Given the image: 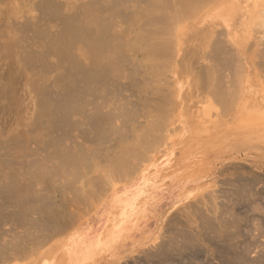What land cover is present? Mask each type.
Here are the masks:
<instances>
[{
	"label": "rangeland",
	"instance_id": "1",
	"mask_svg": "<svg viewBox=\"0 0 264 264\" xmlns=\"http://www.w3.org/2000/svg\"><path fill=\"white\" fill-rule=\"evenodd\" d=\"M50 1L0 0V45L2 44L0 46V149L3 145L7 148L0 150L2 156L0 163L3 166L0 165V169L16 173L15 178L21 186L30 188L21 190L22 192L19 190L17 194L21 196L19 200L13 201L14 203L8 201L6 197H0V207L2 208L0 209V250L3 249L5 252L2 256L0 255V264H33L40 260L42 254L47 251L54 256L52 264H177L174 258L178 256V249L183 243V233L189 236L191 234L193 238L198 239V249L206 251L207 255V245L204 241L207 231L201 226V221L195 210L199 207L204 211V214L208 215L211 205L204 203L205 201L208 203L206 195L216 198L214 199V208L219 209L218 212L221 208L224 209V206L229 203L228 200H231L232 197L235 198L234 194L237 191H234V187L237 176H243L244 179L256 178L252 188L253 192L260 196L249 195L244 199L243 203L245 204L242 209L238 207L231 212L237 217L235 220H230L231 214L227 213L222 216L226 220L218 221V223L226 225L231 222V224L238 225L237 229L233 225H229L231 229L229 226L228 229L233 230L234 233L230 230L228 232L234 234L237 245H240L242 251H246V257L242 264H264V141L260 142V147H254L252 144H230L227 141L222 143L219 141L221 139L214 137L213 134V138H211L212 136H203L198 140V143L192 142L190 133L185 126L184 121L186 120L181 115L182 112H179L178 105L174 104L176 90L181 89L185 96L184 104L185 107L187 106L185 115L187 117L203 119L206 116L203 120L199 119L206 125H208V122H204L207 121L206 118L209 122L217 119L216 110L218 109L210 104V99L198 93H194L193 96L190 83L194 79V73L192 71L184 73V70L179 68L183 54L186 57L189 56L188 58L192 56L191 53V55L188 53L194 51V43H187L181 56H178L179 53L176 51L173 60L174 67L169 70L170 74L162 75L158 74V71H151L146 73V76L143 72L141 74L138 69L141 67V71H143L147 62L144 52L142 51V53L139 48L134 51L131 50L134 48H131V51L128 48L131 47L129 45L138 32V25H135L136 28L131 20H134L135 24L143 21L140 15L133 18V9L138 11L139 7L143 8L145 0L142 3L138 0H131L130 3H127L130 11H126L125 14L131 17V19L128 17L127 20L113 10L109 12L104 10L103 13L100 7H105L108 0L106 3L104 0H53L52 3ZM135 3L138 5L136 6ZM59 5L60 9L58 10ZM87 9L91 11L87 12ZM99 11H102V14ZM90 12L92 14H89ZM46 13H49L47 17ZM73 13L77 15L78 19L75 20L72 17ZM67 19H71L73 26L80 24L84 30H89L93 34L102 33L101 35H104L106 33L104 37L109 45L113 42L116 44V46L111 45L112 48L109 51H104L103 64L101 62L95 64L96 66L101 64L102 68L100 66L99 68L102 71L98 72L99 68L96 69L94 65V67H89L90 73L88 72L89 65L84 61L83 54L79 53V48L88 53L92 50L87 48L83 40L66 39L68 45L61 41L64 37L62 32L66 29L69 31L67 27L63 26ZM78 20L80 23L77 22ZM99 22L100 24L103 22L104 26L98 24ZM129 22L132 23L131 26ZM198 22V20H193L188 23L185 32L186 40L190 37L196 38L199 33L201 35L209 26L208 23L196 26ZM58 26L61 28L60 31ZM89 26L92 27L89 28ZM214 31H224L222 24L215 25ZM118 38L120 39L118 40ZM259 38L258 34L254 37L256 41ZM119 44L123 46V49ZM115 47L116 49L121 47L118 49L120 54ZM112 49L114 52L111 51ZM12 55L13 57H11ZM76 55L78 56L76 57ZM72 56L74 59L71 58ZM120 56L123 58L121 64L120 62L116 63L117 60H120L118 59ZM18 57L19 60H17ZM107 57L117 58L116 61L113 59L119 66L117 74L114 73V76L109 73L111 69L106 65ZM125 57L126 60H124ZM11 58L14 59V61L12 59L13 64ZM75 58L79 60L76 61ZM81 60L85 63L84 65L78 62ZM78 65L85 67L86 71L83 68L81 70ZM103 68L106 70L105 73ZM13 70H18L19 75L17 71ZM258 70L255 68L254 72L249 75L244 95L249 103L260 104L264 108V74H262L264 71L261 70L258 73ZM10 71L18 76H14ZM134 71L138 72L133 74L136 77L132 75ZM96 73L99 78L96 77ZM9 74L11 75L9 76ZM92 76L95 77L92 78ZM101 76L108 79V82ZM109 77L112 78L111 81H109ZM144 80L156 82V84H151L154 85L153 88H150V84L149 88L145 85L147 87L146 94L143 90ZM180 81L181 84L184 83L181 85ZM85 82H88L87 85ZM90 82L94 84L91 85ZM154 87H158L157 93L155 92L157 88ZM95 88H100L101 91L100 89L96 91ZM70 92L71 96L76 95L81 98L80 102L91 103L89 105L87 102L79 103L76 99L70 102V105L74 106L69 105L70 108L74 109L76 106L79 108V111L70 113L71 126L61 127L58 125L57 128L51 117L42 116L39 111H36L38 106L35 108V105L39 103L40 96L47 95L46 97L49 98H47L48 102H45L48 104L47 108L53 105L49 110L55 113L60 101L65 100L64 97ZM12 95H15L16 99ZM11 97L15 99V102ZM12 102L15 103V106ZM56 102L59 103L58 106ZM206 105L210 108H207ZM35 112L39 113L38 118L36 114L34 117ZM198 113L201 115H197ZM90 115L105 117L108 123L103 132H99L96 129L97 126L91 124L90 119L93 117L91 118ZM109 115L111 122L110 119H107ZM154 118L166 119L161 132L163 139L156 144L155 150L153 148V151L149 152L147 160L143 159L142 162H139L137 170L132 176L128 179L115 181L113 187L107 190L104 195L97 199H91L86 208H81L69 200L70 194L67 195L63 187L70 176L68 173L63 174L64 176L61 173L56 174L59 161L57 157L51 156L49 159H45V151L52 150L50 147H45L46 142L51 141L52 137H57L60 150L68 149L72 154L85 151L91 156L90 154L99 152L100 165L106 166L105 162L109 160L107 156L110 158L115 156L118 150L116 147L118 148L121 139L128 144L141 138L148 125L155 121ZM37 119H40V121L38 120L40 124L37 123ZM52 123L54 126H45V124ZM107 126L112 129L106 128ZM45 127L48 128L45 130ZM218 132V136L227 137L229 135L226 129H220ZM97 143L103 144L99 146ZM10 148L14 149L11 151ZM92 150L95 152L93 153ZM40 173H44V176ZM2 176L0 173L1 181H3ZM74 187L78 189L79 185L76 184ZM26 191L29 192L28 196L27 194L22 195ZM65 194L67 198H65ZM62 196L64 200L67 199L70 202L66 200L67 202L65 201L63 204ZM17 202L18 204H15ZM19 203L22 204L19 205ZM53 207L58 210L55 217L50 216V209ZM121 213L125 216L123 220L115 227L112 226L118 221ZM52 223L62 227L63 231L61 233L54 231ZM233 228L235 231L238 230L237 238L239 239L236 238ZM64 248H66V253L61 255ZM68 249H71L69 254ZM209 254H212V251ZM215 259L213 257L209 260L212 264H221L219 260ZM201 262L193 261L192 264H202Z\"/></svg>",
	"mask_w": 264,
	"mask_h": 264
},
{
	"label": "bare ground",
	"instance_id": "2",
	"mask_svg": "<svg viewBox=\"0 0 264 264\" xmlns=\"http://www.w3.org/2000/svg\"><path fill=\"white\" fill-rule=\"evenodd\" d=\"M51 1H53V0H51ZM51 1H50V3H52ZM104 1L106 3L107 0H104ZM138 1H140L141 3L144 2V0H138ZM130 2H131V0H108L105 7L103 6L100 8L103 10V13L105 11L109 12V11L113 10L116 14H118V15L121 14L122 18L127 20L128 17L131 19L130 16H127V14H125L126 11H128V10L130 11L129 7L127 6V3H130ZM47 3H49V2H47ZM88 3H89V1H88ZM85 4L87 5V3H85ZM94 4H95V2H94ZM73 5H77V4H73ZM137 5H138V3L136 4V6ZM139 5H141V4H139ZM87 6L89 7V5H87ZM138 7H135V8H138ZM51 8H53V6H51ZM57 9L58 10L60 9V5H59V7H57ZM88 10L89 9H87V12H88ZM133 10H134V13L132 14V15H134L133 18H135L137 16L139 17V15H140V18L143 21L141 20L142 22H140L141 24L139 23L140 24L139 25V24H135L134 20H131L134 26L138 25L137 26L138 28L135 26L138 29V32L136 34V37L134 36L135 39L132 41V43L130 45L128 43H125V44H128L129 46H131V47H128L129 50L131 48H134V49H131L132 51H134L135 49L139 48V50H141V52L142 51L144 52V55L147 58V60H146L147 62L144 65V69H142L143 71H141V67L138 68L139 71L141 72V74L143 72V74L146 75V73L148 74L151 71H158V74L161 73L162 75H164L166 73L170 74L169 70H172L174 67L173 60H174L176 51H178V53H179L178 56H181L182 55L181 53H184L183 52L184 46H186L187 43H189V42L194 43V49H193L194 51H189V53H188V55L191 53L192 56L190 58H188L189 56L186 57V55L183 54V59L180 57L182 59V62L179 64V68H181L180 70H182V71L184 70V73H185V71H188V72L192 71L194 73V79L190 83L191 89L193 90V96H194V93H198L199 95H204L207 99L211 100L210 104L212 106L217 107L218 110H216V112H217L216 113L217 114L216 120L209 122L208 119L206 118L207 121H204V122H208L209 126L206 125V123L205 124L201 123L199 120V119H201L200 117H199V119L187 117L185 115L186 114L185 113L186 107H187V106L185 107V104H184L185 96L181 92V89L176 90V94H175L176 97L174 96V98H175L174 104L178 105V107L180 109L179 112L180 113L182 112L181 115H183L184 119L186 120V121H184L185 126H186V129L190 133V137L192 139V142L195 141L198 143V140L202 139L203 136L208 137V136H212L214 134V137L220 138L221 140H219V141H221L222 143L227 141L230 144H236V143H240V144H244V145L245 144L246 145L252 144V145H254V147H260L259 146L260 142L264 141V108L262 107L263 105L261 106L260 104H251V102L249 103L248 99L245 97L244 94H245V87L247 85V82L249 81V75L252 72H254V69L258 68L259 69L258 73L261 72V70H262V72L264 71V0H145V4H144L143 8L139 7L138 11H136L135 9H133ZM89 11H91V10H89ZM96 11H97V9H96ZM92 12H90L89 14H92ZM99 12L101 13L102 11H99ZM47 14L49 15V13L45 14L46 17H47ZM76 16L77 15L74 14V16H72V17H74L76 20V19H78V18H76ZM143 17H144V19H143ZM91 19L94 20L95 18H91ZM130 19H129V21H130ZM193 20L199 21L196 24V26L201 25V23H208L209 26L202 32L201 35L199 33L196 38L190 37L188 40H186L185 39L186 38L185 32L187 30L188 23L190 21H193ZM55 21H58V20H55ZM79 21L80 20H78L77 22H79ZM58 22H60V21H58ZM64 23L65 24L62 23L63 26L67 27L69 29V31H67V29H66V30H64V32H62V35L64 37L61 41L66 42V39H70V38H73L75 41L76 40L77 41L83 40L84 43L86 44L87 48L89 47L92 50V52L88 53L86 50L83 51V49L81 48V50H82V52H81V50L79 48V53L83 54L84 61H86L89 65V66L86 65V66H88L87 69H88L89 73H90L89 67L90 68L92 66L94 67V65L99 64V62H101V64H103L102 60L105 59L104 51H106V50L109 51L112 48L111 45L116 46V44H114L113 41H111L113 43H111V45H109V43L107 42V39L104 37V35L106 33H104V35H101L102 33L99 35H98V33L93 34L89 30H86V29L84 30V28H82L83 26L80 24L77 25V23H76V25L78 27L75 25L73 26L71 19H67ZM101 23L102 24H100V22H99L98 24L104 26V23L103 22H101ZM129 23L131 26L132 23L131 22H129ZM218 23L222 24L224 31H219V32L214 31L215 25H219ZM55 24L58 25V23H55ZM57 25H55V26L57 27ZM59 25H60V23H59ZM105 25H106V23H105ZM90 27H92V26H89V28ZM58 28H59L58 30L60 31L61 28L59 26H58ZM85 28H86V26H85ZM103 28H105V27H103ZM106 29H109V28H106ZM109 34H110V32H109ZM109 34H107V35L109 36ZM256 34H258L260 36V38L257 39V41L254 39V37H256ZM67 35H68V37H66ZM110 36L112 37V35H110ZM60 37H61V35H60ZM119 39L120 38H118V40ZM55 40H57V39H55ZM91 40H93V41H91ZM254 40H255V42H254ZM195 41H196V43H195ZM57 44H59V43H57ZM67 45H68V43H67ZM123 45H124V43H123ZM56 46H60V45H56ZM121 47L123 49V46H121ZM121 47H119L118 49H120ZM125 48L127 49V47H125ZM115 49H116V47H115ZM118 49H116V50H118ZM61 50H62V44H61ZM111 51H113V49ZM121 51H123V50H121ZM12 53H14V52H12ZM109 53H111V52H109ZM118 53H119V50H118ZM118 53H117V56H118ZM13 55L11 57H13ZM77 56L78 55H76V57ZM14 57H15V55H14ZM114 57H116V56H114ZM192 57H193V59L191 60ZM71 58L74 59L73 56ZM78 58L80 59V57H78ZM12 59L13 58H11V61H12ZM79 59L75 58L76 61ZM113 59H110L107 57V64L105 63L107 65V67L109 69H111L110 70L111 72H109V73H111L112 76H114L115 75L114 73H116L118 71L117 68L119 66H117L116 63L120 62V64H121L123 58L120 56L118 58L120 60H117V58L114 59L115 61L117 60L116 63L113 61ZM126 59L127 58L125 57L124 60H126ZM17 60H19V57ZM13 61H14V59H13ZM13 61H12V64H13ZM81 61H78V62L83 63V60H81ZM19 63H20V61H19ZM14 64H15V62H14ZM84 64L85 63H83V65ZM122 65H120V66H122ZM99 66L97 65L96 69H97V67L99 68ZM137 66H139V65H137ZM79 67L82 70L83 67H81V66H79ZM79 67H78V70L80 71ZM84 68H83V70H85ZM10 70H12V69L10 68ZM98 70H99L98 72H100L101 69L99 68ZM103 70L105 73L106 72L105 68H103ZM112 70H114L115 72L113 71V73H112ZM119 70H121V69L119 68ZM13 71L14 72L17 71V74H18V70H13ZM11 73H13V72H11ZM97 73H96V75H97ZM135 73L137 74L138 72L134 71V73H132V75L133 74L135 75ZM17 74L15 73V75H14V73H13L14 76H16ZM262 74H264V73H262ZM10 75L11 74H9V76ZM13 75H12V77H14ZM98 75L100 76L99 73H98ZM98 75L96 77H98ZM146 76H144V77H146ZM94 77L95 76H92V78H94ZM116 77H117V75H116ZM134 77H136V76H134ZM191 77H192V75H191ZM14 78H16V77H14ZM88 78H89V75H88ZM102 78L104 79L105 77L103 76ZM102 78H101V80H102ZM109 79H110V77H109ZM111 79L109 81H111ZM145 79H147V78H145ZM97 80H99V79H97ZM107 80L108 79H106V82H108ZM188 81H189V79H188ZM87 83H86V85H87ZM2 84H3V82H2ZM90 84L93 85L94 83L92 84L90 82ZM149 84H150V88L151 87L153 88L154 85H151V84H156V82H154L153 80H151V81L147 80V82H146V80H144V85H143L144 94L147 93V90H145V89L149 86ZM180 84H181V81H180ZM88 86H90V85H88ZM95 86H97V85H95ZM30 87L32 88V85H30ZM141 87H142V85H141ZM263 87H264V85H263ZM31 88H30V90H32ZM136 88H137V86H136ZM139 88H140V86H139ZM156 88H155L156 90L154 89L155 92L157 90H159L158 87H156ZM189 88H190V86H189ZM99 89L100 88L96 89V91ZM187 90H188V87H187ZM100 91H101V89H100ZM148 92H149V90H148ZM1 93H3V92H1ZM45 94H48V93H45ZM78 95H81V94H78ZM46 96H43L45 98L40 96V99L38 100L39 103L37 102L39 105L38 104L35 105V108H37V106H38V109H36V111H39L40 115H42V116L47 115V116L51 117V119H53V121H54L55 127H57V128H58V125H60L61 127L62 126L63 127L71 126L72 123L69 122L70 121L69 120L70 113H71V111H73V112L79 111L78 110L79 108H77V106H76V108L72 109L74 106L70 105L71 104L70 102L72 100L76 99L77 101H79V103H81V102L84 103L83 101L80 102L81 98L77 97L76 95L71 96V92H70L69 95L64 97L65 100L60 101V104L56 102L57 106H58V104H59V106L58 107L56 106L58 108L57 110H56V108H54L56 110V112L53 113L51 110H49L53 105L52 106L50 105L51 107L47 108L48 104H46L45 102H48L47 100L49 98ZM9 97H10V95H9ZM13 97L16 99L15 95ZM62 98H63V96H62ZM83 98H85V96H83ZM11 99H12V97H11ZM15 99L13 102H15ZM34 99L36 100V98H34ZM50 100H51V102H53L51 98H50ZM85 100H86V98H85ZM54 101H56V100H54ZM13 102H12V104H13ZM89 103L90 102H87L88 105H89ZM72 104H74V103H72ZM201 104H202V102L200 103V105ZM69 105L73 106V107L70 108ZM11 107H12V105H11ZM206 107H207V105H206ZM207 108H210V106ZM23 111H24V109H23ZM49 111H51V112H49ZM12 113H13V111H12ZM210 113H213V112H210ZM35 114H36V116L38 115L37 112H35L33 114L34 117H35ZM205 114H206V112H205ZM197 115H199V113ZM38 117L39 116H37V118ZM82 117H83V115H82ZM84 117L86 118V116H84ZM94 117L95 116H91V118H92V119H90L91 124L92 125L94 124L95 127L97 126L96 129L99 132H103V130L105 129V125L108 123V121L105 119V117H102V116L96 115V117L95 118ZM109 117H110V115L107 117V119H110ZM164 117H167V115H164ZM205 117H203V119ZM215 118H216V116H215ZM156 119L153 122L150 121L151 123L148 125V127L146 128V130L144 132V135L141 138L135 140L134 142L133 141L129 142L128 144L126 141L121 139L120 144L118 145V148L116 147V149H118L117 152L116 151H115L116 153L114 152L115 156L113 158H110V156H107V158L109 157V160H106V162L102 161V162H105L106 166H103L104 164L100 165V160H101L100 158L101 157L100 158L98 157V155H100L99 152L94 153L95 151L92 150L94 154H90L91 156L86 154L87 152H85V151H80L77 154H72V152L69 151L68 149L67 150L66 149L60 150V148L58 146L59 140L57 137L56 138L52 137L51 141H49L48 143L46 142L45 147L46 148L50 147L52 150H50V152L45 151V154H46L45 159H49L51 156L57 157L59 161L57 164L58 168L57 169L55 168L56 171H58L56 174L61 173V175H63L65 173H68L69 174L68 176H70V179H68V181L66 180L67 182L65 183V186L63 187L66 190L67 195L70 194L68 196L69 200L72 201L73 203L78 204L79 207H81V208H84V207L86 208L87 206H89L91 199H97L98 197H101V195H104V193H106L107 190H109L110 188L113 187V184L115 183V181L128 179L130 176H132V174L134 172H136L137 165L139 164V162L140 161L142 162L143 159L147 160L148 159L147 156H149L148 155L149 152L156 146V144L160 143V141L163 139L161 132H162L163 127L165 125L166 119H164V120L163 119L162 120L157 119L158 121ZM203 119H201V120H203ZM35 120H36V118H35ZM38 120L40 121V119H37V123L40 124L38 122ZM109 121L111 122V119ZM54 124L53 123L50 125L45 124V126H54ZM108 127L109 126H107L106 128H108ZM47 128L45 127L44 129L46 130ZM52 128H51V131H52ZM109 128L112 129L111 127H109ZM220 129L221 130L226 129V131L229 135L227 137L218 136V133H219L218 131ZM104 133H106V132L104 131ZM104 133H103V135H104ZM202 133H204V135H202ZM58 136H59V133H58ZM54 137H55V135H54ZM211 138H213V136ZM60 140L63 141L62 139H60ZM99 143H97V144H99ZM257 143H258V146H257ZM101 144H103V143H101ZM101 144H99V146ZM2 147L0 150H3V149L6 150L7 149L5 146H4L5 148L4 147L2 148ZM97 149H98V147H97ZM109 149H111V148H109ZM116 149H113V150H116ZM155 149L156 148H154V150ZM10 150H11V148H10ZM6 154H8V153H6ZM0 157L2 158L1 155H0ZM103 158H104V156L102 157V159ZM107 158H105V159H107ZM4 160H6V159H4ZM0 165L2 166V163H0ZM103 169H105V170H103ZM0 170H2V171H0V173H2V175H3L2 176L3 181L0 180L1 181V183H0V197H3V198L6 197L8 199V201L10 200L12 203H14L13 201L19 200V197L21 196L20 194H17L19 190L21 191V190L30 189V188L28 186H26L27 188L26 187L24 188L21 186V184L18 182L17 178H15L16 173H14L12 171H8L7 168H6V171H8V172H5L4 169H0ZM237 172H239V171H237ZM28 173L30 174V172H28ZM40 174H42L44 176V173H40ZM256 180L257 179L254 177L249 178V179L248 178L244 179L243 176L242 177L237 176L236 180H235L236 185L234 187V191H237L234 194L235 198H233L231 196L232 197L231 200H228L229 203L226 202L227 204L224 206L225 208L224 209L221 208V210L219 212H218L219 209L214 208L215 207L214 206V204H215L214 199H216V198H213V196H211V195H209V196L206 195V199L208 200V203L206 201L204 203L207 205L208 204L211 205V209H208L209 210L208 215L204 214V211L199 209V207H197L195 211L197 212L196 213L197 217L201 221V226L207 231L206 236H205L206 238L204 241L206 243L205 245H207L206 250L208 253L206 255L205 254L206 251L204 252V250L202 251V250L198 249V247H199L198 242H197L198 239L196 240L195 238H193L191 234L189 236L188 234L183 233L182 234L183 243L180 245V247L178 249L179 250L178 256L176 258H174V260L177 264H192L193 261H200V262L203 261V262H201L202 264H212L211 260H209V259L213 258V257H214V259L216 258L217 260H219L221 264H242V262L244 261V259L246 257L245 256L246 251L245 250L242 251L240 248V245L239 246L237 245L238 243L235 242L236 239L234 238V234L232 235L228 232V230L231 229L229 225H233L235 227V229H237L236 226H238L236 224L235 225L231 224V222H229V221L235 220L237 218L236 216H234V213L232 215L231 212H233L235 210V208H238V207H241V209H242L243 204H245V203H243V201L246 197H248L249 195L252 197L254 195L255 196L258 195V197L260 196L259 194L253 192L252 185L255 183ZM76 184L79 185L78 189L74 187ZM26 194L28 196L29 192L26 191L25 194H22V195H26ZM61 195H63V194H61ZM65 196H66V194H65ZM62 198H63L62 203L65 204V201L67 199L64 200L63 196H62ZM65 198H67V196ZM253 200H254V198H253ZM70 201H68V202H70ZM18 202L15 204H18ZM20 204H22V203H19V205ZM28 205H29V203H28ZM217 205H218V203H217ZM24 207L26 209L25 205H24ZM222 207H223V205H222ZM0 209H2V208L0 207ZM20 211H22V210H20ZM24 211H26V210H24ZM237 211H238V209H237ZM50 212H51L50 216L55 217L58 210H57V208L53 207L50 209ZM227 213L231 214L230 215L231 218H229L230 220L228 219L229 223H227L226 225L219 224L218 221H223V220L225 221L226 220V219H224V217L222 218V216H223V214H224V216L227 215ZM236 213L238 214V212H236ZM230 216L228 215V217H230ZM124 217L125 216L121 213L118 221L115 224H112V226L115 227L117 225V223H119V222H121V220H123ZM237 220H239V219H237ZM232 222H234V221H232ZM67 224H69V223H67ZM52 226H53L54 231H56L57 233H61L63 231V228L62 227L60 228L58 225H56V223L53 224ZM228 226L230 229H228ZM239 227H242V226L239 225ZM235 229H234V231H235ZM237 231H235L236 238L238 237ZM231 232H233V230ZM242 234H243V232H242ZM239 236H241V234H239ZM237 239H239V238H237ZM192 243H194V244H192ZM65 249L66 248H64L63 251H61V255H65V253H66ZM70 251H71V249H68V254L70 253ZM211 251H212L213 255L209 254ZM4 253H5L4 250L1 249L0 255L2 256ZM53 259H54V256H52V253L50 254L49 251H47V253L42 254L40 260H38L36 263H33V264H52ZM168 259H170V258H168ZM204 260H206V261H204Z\"/></svg>",
	"mask_w": 264,
	"mask_h": 264
}]
</instances>
